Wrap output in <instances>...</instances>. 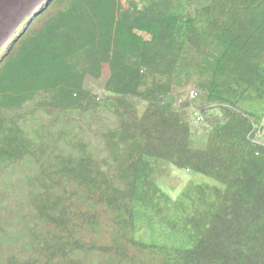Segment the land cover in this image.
<instances>
[{
	"label": "trees",
	"instance_id": "16d2710c",
	"mask_svg": "<svg viewBox=\"0 0 264 264\" xmlns=\"http://www.w3.org/2000/svg\"><path fill=\"white\" fill-rule=\"evenodd\" d=\"M263 59L264 0H46L25 17L0 50V186L13 178L9 169H29L24 203L29 217L43 220L45 239L27 264H145L126 258L121 244L147 156L209 175L231 187L233 198L242 196L215 216L209 253L165 252L169 264H264V147L250 143L252 126L232 87L259 95ZM102 75L108 95L97 103L85 83ZM192 82L205 100L226 104L204 151L189 147L172 99L151 104ZM98 106L119 117L101 134L103 161L94 152L63 154L56 140L51 146L25 128L29 115L46 108ZM92 118L101 125L96 113ZM82 194L90 207L107 209L101 216L114 228L110 241L101 239L99 215L75 212L72 200ZM17 263L7 257L0 264Z\"/></svg>",
	"mask_w": 264,
	"mask_h": 264
},
{
	"label": "clouds",
	"instance_id": "9594fccd",
	"mask_svg": "<svg viewBox=\"0 0 264 264\" xmlns=\"http://www.w3.org/2000/svg\"><path fill=\"white\" fill-rule=\"evenodd\" d=\"M142 36L147 38L146 35ZM8 40V39H7ZM6 40V42H7ZM5 42V45H6ZM4 45V46H5ZM2 49V47H1ZM260 78L262 79L258 88L260 87V94L257 95L255 93V89H248L245 91H241V88L233 87V91H235L238 95L236 98L237 104L243 99L247 92L251 91L254 99H258L264 103V59L261 61V69L258 72ZM94 80L92 78H87V80ZM87 80L85 83V88L92 92V95L96 97V102L101 103L102 99L108 95L106 90L103 87H100L99 91L94 93L88 86ZM106 79L101 77L99 81L103 83ZM184 88V87H183ZM176 88H173L175 90ZM172 90V91H173ZM177 89L171 93H168L166 96L162 98V101H157L152 103L155 107H160L167 100L172 99L173 108L180 115L182 122L185 124L186 131L189 136V147L194 150L204 151L205 142L207 140L208 135L213 130L214 123L222 119L221 108H225V102L220 103H211L203 97L198 88H193L185 91L183 94ZM145 103L142 102L137 105L140 110H144ZM100 105V104H99ZM99 106L96 108H90L89 110H94L95 112L98 110ZM80 109V108H79ZM77 110V108H76ZM238 110V109H237ZM55 111V110H53ZM88 110L84 107L82 110H79L78 113H86ZM57 113H63L58 112ZM65 112V111H64ZM68 112H72L68 110ZM77 112V111H73ZM239 113L243 114L251 123L252 129L248 138L250 139V143L255 146L264 147V135L259 137L258 131L255 127L262 120L264 115V107L262 114L259 117H252L246 113H242L238 110ZM91 114V123L93 122V115ZM36 115V114H35ZM34 118V116L31 114ZM36 117V116H35ZM38 120L39 118L36 117ZM74 121V120H73ZM40 123V121H39ZM68 122H65L63 125H66ZM96 126H100L97 125ZM104 133V132H103ZM102 136V135H101ZM103 139L106 144V139L103 136ZM67 145V144H66ZM68 144L67 146H69ZM74 149L77 151L76 154L71 152V148L69 149L68 154H73L74 156H81L86 153L91 155V152H94L95 149L88 150L86 145L80 143H73ZM63 152V149H62ZM155 152L154 150L151 152ZM102 151H100V154ZM150 153V154H151ZM64 154V153H63ZM95 158L97 156L95 155ZM141 157L138 158V161ZM99 159V158H97ZM154 160L152 163L150 161ZM163 162L165 164L170 165L174 169L180 171L183 176L181 178L168 177V183H161L159 180L162 179V172L157 167V163ZM141 168L144 171L143 178L139 180L138 185L133 192H131V207H132V219L131 222L127 224V228L124 236L122 237V247L126 250V258L141 260L145 264H169L164 258L163 253L169 252L172 253L174 251H182V252H192L198 248H201L205 253H209L210 250L215 246V238L211 233V229H213V224L215 221V216H221L222 213L229 207L233 208L238 206L242 202V196L237 199L233 198L231 187H229L225 183H219L214 180L209 175L196 172L192 170L190 167H177L163 159L158 157H148L142 159ZM190 173L193 177V181L188 183H182L187 173ZM225 173V172H224ZM195 175H202L208 177L213 180L215 183V192H213L210 196V200H202L201 193L199 192V187L196 185L199 183L195 180ZM227 174V173H225ZM170 185V190H166L165 192H153L148 193L144 191V187H159L163 188L165 185ZM125 186V185H124ZM181 186L182 194L179 196H174L175 188ZM192 187V188H191ZM190 188V189H188ZM220 188V189H219ZM126 190V186H125ZM260 193L261 191L257 188ZM254 190V191H256ZM25 191L27 189L25 188ZM7 194V193H6ZM18 200L20 201V209H10L9 207H4V212L0 214V235L7 241L9 248L7 250L1 249L4 245V241H1L0 246V263L5 262L7 257L15 258L18 263L17 264H27L29 263V255H32L34 252H40L44 245L43 233H44V222L41 217H29V212L31 208L29 205L24 203V200L27 201V194H24L23 201L20 200L19 192ZM262 194V193H261ZM4 196V195H3ZM172 197V200L169 198ZM155 198H160L163 200L162 208L159 203L155 202ZM193 201L190 208L186 207L187 216L180 219V226L175 224L176 212L180 208L178 201L180 199H187ZM3 202L4 199L2 198ZM72 203L74 205L75 212H87L91 211L92 213H96L99 215L98 220L106 226V229L101 234V239L104 241H110L113 227L108 224L107 218L101 216L103 212H106L107 209L103 205H94L93 207L89 206V202L86 201L82 195L74 196ZM4 206V205H3ZM2 206V207H3ZM138 206H142L143 210H140ZM68 208V207H67ZM69 214L71 215V210L68 208ZM258 211H264V208L259 209ZM203 215H208L209 219H204ZM24 222V218L26 221ZM60 218V208L56 212L53 223ZM76 220V218H75ZM147 222V226L150 228L152 235L150 236L148 241H144L138 238L139 226L138 222ZM77 224L78 221L76 220ZM52 223V225H53ZM70 223V220H69ZM68 223V225H69ZM165 223V226L169 228L170 233L172 235L175 234L174 237H169L165 235L162 231V225ZM27 224V229L23 230L22 225ZM158 226V228H156ZM199 228H203V231L194 237L192 234L188 237L186 242L185 237L181 233L184 230H199ZM236 230L235 228L230 229ZM104 233V234H103ZM209 234L206 237V234ZM92 236V235H90ZM161 238V240H159ZM178 243V245H175ZM130 264V263H127Z\"/></svg>",
	"mask_w": 264,
	"mask_h": 264
},
{
	"label": "rangeland",
	"instance_id": "374dc122",
	"mask_svg": "<svg viewBox=\"0 0 264 264\" xmlns=\"http://www.w3.org/2000/svg\"><path fill=\"white\" fill-rule=\"evenodd\" d=\"M46 0H0V35H2L3 38H9L13 32L19 27V25L25 20V17L28 15L36 12L44 3ZM123 1V0H121ZM26 24V23H25ZM5 38V39H6ZM5 41V40H4ZM5 45V44H4ZM4 45L0 44V50L1 47L3 48ZM104 79H106L105 75H102ZM101 81L99 80H87V86L94 92H98L101 87ZM197 88L196 83L192 82L188 85H186L184 88L180 89L179 91L182 92V94L190 89ZM253 92L249 91L247 92V95L241 99L237 104V109L242 112L246 113L252 117H259L262 114L264 103L258 99H254L251 95ZM45 108V107H44ZM80 109L77 108V112H63V113H57L56 111H52L49 109H43L42 111H39L36 113V117L39 118V120L36 117H32L29 115L28 120L26 119L25 122V128H30L32 130V127L34 128V131L42 138L43 140H46L51 146L54 145V140L57 141V148L61 151L63 149V153L67 154L69 149L73 154H76L77 151L74 149L73 143H80L86 145V148L88 150L95 149L94 154L99 158L100 160L107 159L106 155V144L101 136V134L106 130V127H113L117 122H119V117H115L110 112H95L94 110H88L86 113H78ZM96 113L98 117L101 120V125L96 126L93 123H91V114ZM74 120V121H73ZM42 123L40 124L39 123ZM65 122H68L66 125H63ZM255 129L259 133V137L261 138V135H264V115L262 120L258 123V125L255 127ZM59 133H62L63 136L60 139H57V135ZM64 138L68 139L70 141V145L67 146L64 143ZM55 146V145H54ZM100 151L102 153L100 154ZM154 160L150 161L151 163ZM157 163V167L162 172V179L159 181L162 183H168L169 178L168 177H174L176 179L181 178L183 174L171 167L168 164H165L163 162H160V160ZM29 169L24 168L22 169H9V174L13 178H10L7 181L2 182L0 186V197L3 194V187H7V194H5L2 198L4 199L3 207H0V214L4 212V207L10 208V209H20V201L18 198V192L20 195V200L23 201V197L25 194V188L27 185V181L24 180L26 177V174L28 173ZM27 172V173H26ZM187 175L185 176L182 183H188L193 181V177L190 173L186 172ZM195 180H197L199 183L196 185V187H199V192L201 193V199L209 201L210 196L213 192H215V183L212 179L202 176V175H195ZM6 182L8 185H6ZM144 191L148 193L153 192H165L166 190H170L171 186L165 185L163 188L159 187H144ZM192 188V187H191ZM190 189V188H188ZM220 189V188H219ZM179 194H182V187L178 186L175 188L174 196H179ZM169 198L172 200V197L169 196ZM155 202L159 203V205L162 208L163 200H160V198H155ZM193 203L192 200L189 198L187 199H180L178 201V204L180 205V208L175 214V224L177 226H180V219L187 216L186 207L190 208L191 204ZM140 210H143L142 206H138ZM204 219L208 222V215H203ZM139 231H138V238L148 241L150 236L152 235V232L150 228L147 226V222H138ZM158 228V226L156 227ZM162 231L165 233V235H168L169 237H174L170 233L169 228L165 226V223L162 225ZM203 231V228H199V230H184L181 233L186 239V242L188 240V237L192 234L194 237L199 235ZM161 240V238L159 239ZM1 241H4V245L1 249L7 250L9 248L7 244V241L3 238L2 235H0V246ZM175 245H178V243H175Z\"/></svg>",
	"mask_w": 264,
	"mask_h": 264
},
{
	"label": "bare ground",
	"instance_id": "6f19581e",
	"mask_svg": "<svg viewBox=\"0 0 264 264\" xmlns=\"http://www.w3.org/2000/svg\"><path fill=\"white\" fill-rule=\"evenodd\" d=\"M6 38V37H5ZM5 38H3L2 39V35H0V44L1 45H4L5 44V42H6V40H7V38L5 39ZM5 40V41H4ZM232 180V179H231ZM234 180V179H233ZM231 182H234L235 183V181H231ZM231 184V183H230ZM233 184V183H232ZM235 188V187H234ZM234 191H235V189H233ZM237 190V189H236ZM238 191V190H237ZM233 193V192H232ZM233 195H235L234 193H233ZM234 197V196H233Z\"/></svg>",
	"mask_w": 264,
	"mask_h": 264
}]
</instances>
